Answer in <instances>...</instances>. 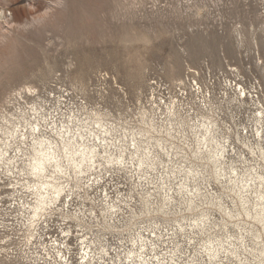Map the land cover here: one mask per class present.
<instances>
[{
	"label": "rangeland",
	"instance_id": "rangeland-1",
	"mask_svg": "<svg viewBox=\"0 0 264 264\" xmlns=\"http://www.w3.org/2000/svg\"><path fill=\"white\" fill-rule=\"evenodd\" d=\"M24 1L32 5L27 25L10 23V12L0 16V116L21 108L28 112L37 104L50 121L101 119L128 140L133 130H148L151 123L189 130L193 120L198 124L211 118L217 137H229L234 150L220 157L216 167L208 156H192V138L177 137L168 143L176 148L173 156L158 148V156H144V172H137L141 179L102 160L108 172H92L100 185L80 190L64 214L80 209L91 217L94 212L93 231L87 227L84 233L99 237L114 257L131 248L147 227L175 231L176 221L188 226L205 220L204 231L189 229L174 243L166 237L157 242V251L171 255L179 249L181 262L191 258L196 264H239L228 254L211 262L204 245L210 239L239 244L228 237L237 229L229 225V233L223 232L220 225L240 206L231 189L235 170L264 169V139L254 138L258 128L264 129V0ZM12 2L0 0V12ZM241 90L246 98L240 97ZM1 178L0 264L51 263L47 251H55L56 241L72 247L77 264V222L63 219L58 211L31 236L20 207L26 193H15L9 177ZM184 183L188 190H181ZM107 194L115 203H129L121 205L123 212L113 221L108 219L114 227L104 222L102 213Z\"/></svg>",
	"mask_w": 264,
	"mask_h": 264
},
{
	"label": "bare ground",
	"instance_id": "bare-ground-1",
	"mask_svg": "<svg viewBox=\"0 0 264 264\" xmlns=\"http://www.w3.org/2000/svg\"><path fill=\"white\" fill-rule=\"evenodd\" d=\"M31 6L24 0H13L11 5L1 9L0 16L3 18L7 12H10V23L27 25ZM247 96V93L241 90L240 97ZM253 98L252 95L251 99ZM36 105H33L28 112L21 108L20 113L9 111L0 116V182L3 175L8 176L11 180V190L19 194L26 193L27 199L23 200L20 207L25 220V229L31 236L36 232V228L37 230L40 228L42 220L47 222L48 218H52L53 214L59 211L63 213V219L76 221L80 228L79 235L76 236L81 242L79 243L81 253L77 257V264H196V259L191 260V258L181 262V257L176 254L179 249L177 251L172 249L171 255L169 253L162 255L157 251V242L168 237L174 243L173 239L179 233L186 235L189 229L192 232L194 228L204 231L205 220L194 221L188 226L176 221L178 230L175 231L173 229L165 232L157 231L156 225L147 227L138 232L131 248L116 252L114 257L110 252V246L103 245L99 237L84 233L87 227L93 231L94 212H91V217L80 209L75 213L69 210L66 214L64 212L65 205L67 206L70 200L73 201L74 195L80 190H89L100 185L99 176L93 177V171L103 168L108 172L105 166L107 164L109 167L116 165L118 170L143 173L146 164L144 156L147 158L158 156L154 152L155 148L167 156H173L176 148L168 143L169 140L177 137L184 140L192 138L194 144L189 145L192 156H208V160L218 167L219 158L229 155L234 150L228 144L229 137L223 140L217 137L214 129L216 124L211 118H204V121L198 124L193 120L192 125L187 124L189 130L184 127L177 129L173 123L170 124L172 120L169 122L170 125L168 124L169 127L164 126L162 129L151 123L148 130H133L131 139L128 140V136H118L115 129L108 128L101 119L94 118L90 122L88 118L85 121L74 116L70 117L69 121L57 122L53 118L50 121L48 115L38 108L40 105L38 107ZM260 114L264 115V111H260ZM154 132L164 134L167 139L156 138ZM240 137L238 135V138ZM254 138L258 141L263 140L264 129L258 128ZM130 142L132 145L129 144ZM113 150L118 151V154L115 155ZM251 151L256 153L252 148ZM260 153L264 160V149H261ZM102 160L105 164L101 162ZM188 172L193 171L189 169ZM235 174L231 189L236 193L240 206H237V214L233 212L227 214L230 221L224 220L220 225L221 231L228 233V226L233 225L237 232L229 234L228 237L235 238L239 244L223 239H210L208 245H204L205 252L208 253L211 262L220 259L221 254H228L234 256L239 264H264V169L259 171L254 168L252 171L249 169L241 173L235 170ZM161 180L164 181L165 178L162 177ZM185 189H189L187 184H181V190ZM168 191L171 192L172 189L169 188ZM247 193H251L252 196L246 195ZM168 197L169 201L173 199V195ZM103 203H105V207L102 208V213L105 215L104 222L114 227L108 219L113 221L115 216L123 212L124 208L121 205L127 207L129 203L124 199L115 203L110 200L108 194ZM61 205L62 208L59 207ZM164 205L158 210H163ZM135 217L132 216V219ZM94 220L98 227L101 226L102 222L98 216ZM62 232L65 236L70 233V231ZM54 246H56L55 251H47V256L53 260L51 263L46 262L47 264H74L73 249L68 243L62 244L56 241L52 247ZM241 249L242 252H239ZM36 260L33 263H36ZM229 264L236 263L230 261Z\"/></svg>",
	"mask_w": 264,
	"mask_h": 264
},
{
	"label": "snow or ice",
	"instance_id": "snow-or-ice-1",
	"mask_svg": "<svg viewBox=\"0 0 264 264\" xmlns=\"http://www.w3.org/2000/svg\"><path fill=\"white\" fill-rule=\"evenodd\" d=\"M36 131H39V129H36Z\"/></svg>",
	"mask_w": 264,
	"mask_h": 264
}]
</instances>
